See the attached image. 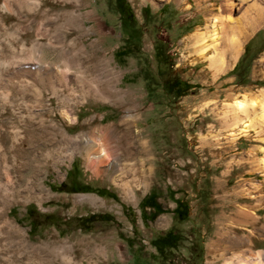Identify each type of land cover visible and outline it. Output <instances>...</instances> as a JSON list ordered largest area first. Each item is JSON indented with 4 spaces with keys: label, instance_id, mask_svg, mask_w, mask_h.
Here are the masks:
<instances>
[{
    "label": "rangeland",
    "instance_id": "1",
    "mask_svg": "<svg viewBox=\"0 0 264 264\" xmlns=\"http://www.w3.org/2000/svg\"><path fill=\"white\" fill-rule=\"evenodd\" d=\"M127 1L134 20L116 0H0V160L12 166L11 186L0 192L11 222L0 219V264H223L220 254L231 256L238 237L250 241L244 254L264 252L262 142L256 130L232 141L224 115L234 99L261 100L264 1L236 5L233 20L257 17L258 30L220 73L207 61L191 64L188 38L206 32L213 16L225 19L226 0ZM223 26L217 53L228 62L232 28ZM37 50L41 64L59 70L57 91L35 82ZM257 114L255 105L245 117L256 122ZM12 127L20 134L16 155ZM59 131L76 139L62 144L74 150L72 160L55 150ZM92 138L107 144L113 168L106 157L87 166L83 146ZM44 146L54 149L50 158ZM152 193L161 212L143 206ZM55 237L73 261L45 248Z\"/></svg>",
    "mask_w": 264,
    "mask_h": 264
},
{
    "label": "bare ground",
    "instance_id": "2",
    "mask_svg": "<svg viewBox=\"0 0 264 264\" xmlns=\"http://www.w3.org/2000/svg\"><path fill=\"white\" fill-rule=\"evenodd\" d=\"M247 2L250 1L251 3H249V7H258L256 6L258 3L263 2L264 0H239V2H237V0H226V6H227V15L225 16V19H219L216 16H213L206 24V28L207 31L203 32L201 31V29H198L196 32L193 33V35H191L188 39L190 40V42H192V46H194L193 48L196 49V57L191 61V64H195L198 62H203V61H207L210 64V67L216 72V73H220V72H224L225 70H227L229 67L232 68L239 52L241 51L242 46L244 45V41L246 40L247 35L254 31V29L256 28V25H258L257 23V17H255V19H249V20H245L244 23L240 24L238 21L233 20V12L236 9V5H239V3L241 2ZM7 2V1H6ZM10 3V1H8ZM11 6V5H10ZM9 6V8H11ZM264 6V5H263ZM8 8V7H7ZM6 8V10H7ZM8 8V9H9ZM12 9V8H11ZM5 10V9H4ZM258 12L261 11L259 8H257ZM263 10V9H262ZM257 12V13H258ZM260 16V15H259ZM259 18V17H258ZM264 18V17H263ZM261 17V21L260 23L263 21V19ZM260 19V18H259ZM224 23L229 27L232 28L231 32H232V36L229 40V49L232 51L231 52V58L229 59L228 62H224L223 58L217 53V46L220 43V37H222V26L224 25ZM240 24V25H239ZM260 25V24H259ZM225 28V26H223ZM257 29V28H256ZM258 30V29H257ZM37 43V42H36ZM35 44V43H34ZM40 44V43H39ZM42 45V44H41ZM33 47V45H31ZM43 50V49H42ZM40 51L41 50H37L35 53L34 58L37 60V62L39 61V63L37 65H33L31 66V68L34 69V72L36 74V83L46 86L48 84V86H50L52 89H54V91L58 90V87L60 88V86H63L64 83H62V80L59 76V70L55 67V68H49V67H45L43 64L40 63ZM33 52V51H32ZM34 54V53H33ZM32 56V55H31ZM32 58V57H31ZM33 58V59H34ZM34 59V60H35ZM25 62V61H24ZM35 62V61H34ZM33 64V63H32ZM36 64V63H35ZM49 65V64H48ZM26 66V65H25ZM4 69V68H3ZM29 70V68H27ZM26 69V70H27ZM25 70V71H26ZM4 71V70H3ZM9 71V70H8ZM16 71V70H15ZM24 72V70H23ZM33 72V70H32ZM33 72V73H34ZM261 72V71H260ZM7 73V72H6ZM16 73V72H15ZM1 74V73H0ZM4 74V72H3ZM25 74V73H24ZM263 74V73H262ZM12 75H14L12 73ZM27 75V74H26ZM25 75V76H26ZM33 75V74H32ZM259 75V74H258ZM3 76V75H1ZM7 76V75H6ZM15 76V75H14ZM29 76V75H28ZM5 78V77H4ZM12 78V76H11ZM26 78V77H25ZM18 79V78H17ZM6 80V78H5ZM21 80V79H20ZM24 81L26 79H23ZM32 80H34L32 78ZM12 81V80H11ZM13 81H15L13 79ZM12 81V82H13ZM28 80H26L25 82H27ZM31 81V79H30ZM85 81V80H84ZM9 82V81H8ZM16 82V81H15ZM15 82L14 86H15ZM10 83V82H9ZM8 83V84H9ZM30 83V82H29ZM32 83V82H31ZM3 84V83H2ZM17 84V83H16ZM19 84V83H18ZM17 84V85H18ZM25 84V83H24ZM27 84V83H26ZM25 84V85H26ZM10 85V84H9ZM20 86H22V84H19ZM31 85V84H30ZM35 85V84H34ZM98 86L95 87V89L97 90V92L99 94H103L104 93V89L97 84ZM12 86V87H14ZM84 86V85H83ZM1 87V86H0ZM8 87V86H7ZM16 87V86H15ZM19 87V86H18ZM6 89V88H5ZM16 89V88H14ZM11 90V87H10ZM18 90V88H17ZM3 91V90H1ZM5 93V92H4ZM11 94V92H10ZM7 96V93L5 94ZM261 95V100L259 102H255V101H250L247 102L245 100H240V99H234L231 104L228 105V110L225 111L224 115H225V121L227 122V133L226 135L232 140L235 141L238 138L242 137V136H247L250 134V132L253 130H256V133L254 131V133L256 134V137H258V139L260 140V142H262L260 144V148L261 151L264 152V88L261 90L260 92ZM10 96V95H9ZM8 96V97H9ZM7 97V98H8ZM10 98V97H9ZM12 99V98H11ZM4 102V101H2ZM5 102H7L9 108H11L14 112V102L13 99L9 100L7 99ZM4 102V104H5ZM16 104V103H15ZM255 105L259 106V114L258 117L256 118V122H254L253 118L254 117H245L246 114H248V112L255 107ZM4 108V107H3ZM255 110V109H254ZM6 111V110H5ZM4 111V112H5ZM18 111V110H17ZM3 112V111H2ZM9 112V111H8ZM256 112V111H255ZM18 113V112H17ZM242 113H244L245 115H243ZM242 114V115H241ZM66 115V114H65ZM9 125V124H8ZM7 125V126H8ZM15 125V124H14ZM13 125V126H14ZM8 129V128H7ZM19 130V129H18ZM16 128L12 127L9 128V139L11 140V151L13 152V155L19 154V152L17 151V143L18 140L20 139V134ZM26 130V129H25ZM32 130V129H30ZM4 131V130H3ZM7 131H5L4 133H7ZM33 131V130H32ZM42 131V130H41ZM30 132V131H29ZM33 133V132H32ZM24 134V133H23ZM21 134V137L22 135ZM27 134V133H26ZM35 134H37L35 132ZM59 142L57 144V147L55 148V150H57L60 155L62 156L65 160L69 159L72 160L73 158V153L74 150L71 151H66L64 146L62 145L63 143L65 144L66 142L69 143H74L73 141H75L76 139H74L73 141L71 139H69L66 135L65 132L63 131H59ZM0 135H2V133L0 132ZM47 135V134H45ZM29 136V135H28ZM2 137V136H1ZM6 137V136H5ZM24 137V136H23ZM46 137V136H45ZM27 138V137H26ZM49 138V137H48ZM2 139V138H1ZM40 139V138H39ZM35 140V139H34ZM24 141V138H23ZM33 141V140H32ZM36 141V140H35ZM3 142H5L3 140ZM45 142V141H44ZM25 143V142H24ZM44 144V143H43ZM42 144V145H43ZM47 144V143H45ZM67 144V143H66ZM5 145V144H4ZM19 145V143H18ZM28 145V143H27ZM74 145V144H73ZM107 144L103 145H98L97 143L94 142L93 138L92 139H88L87 142L85 143V145L83 146V148H86L85 153H84V158H85V162L88 164L87 166H90L91 162L93 160H100L101 158L106 157L110 163H112L111 168H113V156L112 153H110V150L107 151ZM78 146V145H77ZM76 146V147H77ZM109 146V145H108ZM7 147V146H6ZM68 147V146H67ZM73 147V146H72ZM74 147V148H76ZM8 148V147H7ZM9 148V149H10ZM113 148V147H112ZM54 149L52 150L51 148H47L44 146V150L42 152V154L45 157H51L53 154ZM1 146H0V153H1ZM113 152V151H111ZM9 154V152H8ZM7 154V155H8ZM0 155H3L0 154ZM10 155V154H9ZM21 155V154H20ZM12 156V155H11ZM19 156V155H18ZM1 157V156H0ZM3 157V156H2ZM255 157V156H254ZM4 158V157H3ZM104 160H107V159ZM263 158V157H262ZM261 158V160H262ZM14 159V158H13ZM5 160V159H4ZM109 163V164H110ZM8 164H10L8 162ZM18 164V163H17ZM16 164V165H17ZM110 166V165H109ZM12 168V166H11ZM11 168L8 169V167L6 166V164L0 160V192L1 191H7L10 186H11V179H9L8 175H9V171H11ZM110 168V169H111ZM262 169H264V161H262ZM98 171V170H97ZM14 172V171H13ZM11 174V173H10ZM15 174V173H14ZM13 176V175H12ZM15 176V175H14ZM13 185V184H12ZM12 188V187H11ZM13 189V188H12ZM11 190V189H10ZM14 190V189H13ZM4 192V193H5ZM240 207V206H239ZM242 207V206H241ZM240 207V208H241ZM245 207V206H244ZM247 208V207H245ZM248 209V208H247ZM249 210V209H248ZM234 212V211H233ZM2 213V212H0ZM228 213V212H227ZM238 214V216L240 215L241 217H252L253 214H251L250 212H248L245 209H239V211L236 213ZM219 216V215H218ZM231 216V215H230ZM224 218V217H223ZM231 218H233V216H231ZM239 218V217H238ZM254 218V216H253ZM258 218V217H257ZM0 219L4 222V223H8L10 224V220L8 218H6L5 214H0ZM234 219V218H233ZM232 219V220H233ZM236 219V217H235ZM240 219V218H239ZM238 219V220H239ZM243 220V218H242ZM257 220V219H255ZM259 220V219H258ZM226 221V220H225ZM224 221V222H225ZM241 221V220H240ZM248 221V220H247ZM223 222V221H222ZM253 222V221H252ZM221 224V222H220ZM243 226V225H242ZM220 227V226H219ZM218 229V227H217ZM221 229V228H220ZM222 230V229H221ZM219 232V231H218ZM222 234V233H221ZM233 237V236H232ZM226 238V237H225ZM230 238V237H229ZM247 239V238H246ZM246 239L244 238H237V240H234L231 242L233 249L235 248V250H233L234 252L232 253L231 256L229 257H224V255L221 253L220 256L221 258H223V264H264V252H254L253 253L250 251L249 254H244L242 251H240L239 249L245 247V246H249L250 241H246ZM231 240V239H230ZM248 240V239H247ZM214 241V240H213ZM224 241V240H223ZM216 242V241H215ZM52 243H56V245H52ZM217 245V244H216ZM227 245V244H226ZM221 246V245H220ZM228 246V245H227ZM1 247V246H0ZM3 247V246H2ZM40 247V246H39ZM94 247L97 248V245H95ZM45 248H47L50 252V254H52V256L54 257V259H60V261H65V262H71L73 261L72 259H74V257L72 255L69 254V245L65 244V243H59V241L57 240V238L55 237L54 239L51 240V242H46L45 243ZM224 248V246H223ZM43 249V248H42ZM210 249V247H209ZM212 249V248H211ZM216 249V248H215ZM218 250V249H217ZM230 251V250H229ZM242 252V253H240ZM3 253V252H2ZM7 253V252H6ZM228 254V253H227ZM8 255H6V257H8ZM223 256V257H222ZM1 257V256H0ZM5 258V255H4ZM220 258V257H219ZM51 259V258H50ZM14 262V261H13Z\"/></svg>",
    "mask_w": 264,
    "mask_h": 264
},
{
    "label": "trees",
    "instance_id": "3",
    "mask_svg": "<svg viewBox=\"0 0 264 264\" xmlns=\"http://www.w3.org/2000/svg\"><path fill=\"white\" fill-rule=\"evenodd\" d=\"M117 6H118V10L120 11V13L122 15L127 14V17L129 20H134V14L133 11L130 7V4L127 0H116ZM122 26L125 29V31H127L128 24L126 22V20H122ZM125 52H122L120 50H118L116 52L117 55H122ZM79 190H88L87 186H80ZM99 193L102 195L108 194L107 192H105V190H99ZM110 195V194H108ZM157 194L156 193H152L147 199L146 201L144 200L143 206H148V207H153L157 212H161L162 208L161 205L156 201L157 198ZM180 207H181V202L178 201V205L176 206V208L174 209V212H176L177 214L180 213Z\"/></svg>",
    "mask_w": 264,
    "mask_h": 264
},
{
    "label": "crops",
    "instance_id": "4",
    "mask_svg": "<svg viewBox=\"0 0 264 264\" xmlns=\"http://www.w3.org/2000/svg\"><path fill=\"white\" fill-rule=\"evenodd\" d=\"M253 150H255V148H253ZM248 161L254 162L256 161L255 158H253L251 155H248L247 158H245Z\"/></svg>",
    "mask_w": 264,
    "mask_h": 264
}]
</instances>
